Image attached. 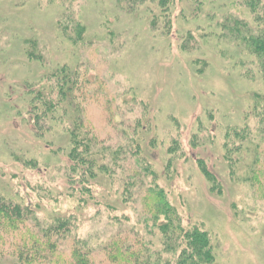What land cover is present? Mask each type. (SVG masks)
<instances>
[{
	"label": "rangeland",
	"instance_id": "374dc122",
	"mask_svg": "<svg viewBox=\"0 0 264 264\" xmlns=\"http://www.w3.org/2000/svg\"><path fill=\"white\" fill-rule=\"evenodd\" d=\"M64 4L0 0V198L30 208L40 227L69 219L73 228L59 248L68 258L73 240L85 249L133 227L158 249L157 230L147 235L141 221L140 196L130 192L127 200L137 202L124 204L113 192L122 193L136 158L121 179L104 180L95 199L81 201L66 177L68 146L58 149L76 112L58 113L43 136L31 123L35 92L76 73L72 101H84L76 117L107 146L140 126L155 144L148 159L182 227L209 234L216 264H264V136L246 133L255 127L253 99L263 83L245 75L240 50L212 36L216 25L205 16L237 13L233 0L206 2L197 18L186 4H149L158 15L154 27L145 8L127 13L117 0Z\"/></svg>",
	"mask_w": 264,
	"mask_h": 264
},
{
	"label": "trees",
	"instance_id": "16d2710c",
	"mask_svg": "<svg viewBox=\"0 0 264 264\" xmlns=\"http://www.w3.org/2000/svg\"><path fill=\"white\" fill-rule=\"evenodd\" d=\"M44 1H49L50 4L63 2L62 6L65 7V0ZM211 1L117 0V3L127 13L145 8L148 12L146 17L154 27L158 24V15L151 11L149 4L160 7L186 4L193 11H190L191 16L197 18L198 15L195 14L197 11V14L201 12L199 8ZM233 4L238 7L237 13L220 14L215 11L214 16L210 13L205 16L214 20L216 25L212 36L240 50L245 75L252 74L262 80L263 90L257 91L259 94L253 99L252 116L257 121L254 128L247 125L246 133L254 131L256 135L264 136V0H233ZM82 32L83 29L79 26L78 35ZM77 82L76 73L58 75L55 81L50 82L47 91L39 90L32 100L29 99L33 111L28 115L39 135L50 132L51 123L58 113L67 115L72 110L78 115L84 101H72L73 92L78 90ZM27 107H30L28 101ZM77 115L71 119L75 121L74 127L66 128L68 143L58 146L59 150L68 146L65 150L68 182L80 194L79 200L83 201L87 196L95 199L98 189L106 183L104 180L111 182L112 178L121 179L123 176L118 177L120 170H123L125 164L130 166L131 158H136L137 168L132 170L130 166V172L124 173L129 174V181L123 180L122 185H119L122 193L113 192L124 204L137 202L127 200L130 192H134L131 198L140 196L144 214L141 221L146 226L147 235L154 237L153 229L157 230L156 236L160 237L158 249L151 251L152 243L133 227L132 230L117 231L105 241L95 246L87 245L85 249L73 240L72 254L68 258L59 253V248L64 245L73 228L69 219H58L50 225L40 227L37 223H31L36 217L30 208L0 198V264H216L209 234L198 227L187 230L182 227L165 188L159 184V175L148 159L147 148H153L155 144L147 142L140 126L137 123L131 126V134L124 143L107 146L98 132ZM111 126L118 128L112 122ZM118 141L117 139L116 143ZM142 142H145L143 146ZM225 150L226 153V147ZM172 162L173 157L167 159L166 167ZM201 168L208 171L202 164ZM205 174L214 179L213 175ZM161 216L163 221L159 223ZM163 255L165 257L162 260Z\"/></svg>",
	"mask_w": 264,
	"mask_h": 264
}]
</instances>
